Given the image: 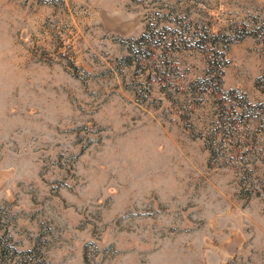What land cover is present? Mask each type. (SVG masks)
I'll return each mask as SVG.
<instances>
[{"label": "rangeland", "instance_id": "374dc122", "mask_svg": "<svg viewBox=\"0 0 264 264\" xmlns=\"http://www.w3.org/2000/svg\"><path fill=\"white\" fill-rule=\"evenodd\" d=\"M0 264H264V0H0Z\"/></svg>", "mask_w": 264, "mask_h": 264}]
</instances>
